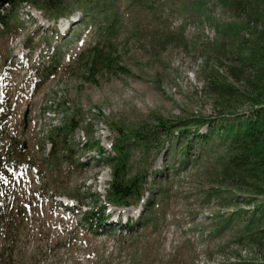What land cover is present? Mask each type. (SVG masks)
<instances>
[{
    "label": "rangeland",
    "instance_id": "1",
    "mask_svg": "<svg viewBox=\"0 0 264 264\" xmlns=\"http://www.w3.org/2000/svg\"><path fill=\"white\" fill-rule=\"evenodd\" d=\"M76 1L65 0L64 12L58 14L42 9L38 0H0V15L9 24L0 21V85L5 94L0 114L11 117L34 160L49 158L55 148L49 137L58 133V141L67 137L58 157L70 151L74 163L83 162L81 169L69 168V160L53 167L48 188H43L45 180L40 185L33 179L12 193L0 187L1 203L8 197L15 211L22 212L14 226H22L20 234L12 226L0 234V251L1 239H19L24 255L20 264L263 262L264 246L239 241L240 228L217 233L221 216L232 208H221L215 196L206 195L212 185L207 176L211 162L195 161L194 156L187 162L173 154L167 159L164 153L154 159V152L147 155L137 148L126 174L140 178L147 173L140 203L106 208L107 233L98 235L83 222L81 212L91 209L94 200L87 197L77 211L79 202L68 193L97 194L102 205L112 178L110 164L88 145L91 137L114 154L111 144L119 127L214 113L203 90V63L204 58L214 61L208 55L215 32L211 22L200 21L196 0H104L106 6L103 0H88L92 8L87 10ZM203 1L212 20L233 19L215 0ZM161 33L170 36L162 38ZM97 42L115 51L114 63L86 78L81 57ZM44 64L53 65L47 75ZM118 65L127 70L118 71ZM165 164L170 171L156 175L154 170H164ZM128 221L136 232L129 231Z\"/></svg>",
    "mask_w": 264,
    "mask_h": 264
},
{
    "label": "trees",
    "instance_id": "2",
    "mask_svg": "<svg viewBox=\"0 0 264 264\" xmlns=\"http://www.w3.org/2000/svg\"><path fill=\"white\" fill-rule=\"evenodd\" d=\"M14 1L9 0V3ZM38 1L42 9L58 14L64 12L65 0ZM215 2L229 11L233 19L228 22L214 21L209 15L207 2L196 0L193 3L200 21L211 22L215 32L211 41L212 54L208 55L213 56L214 61L209 62L211 60L204 58L203 63V90L211 97L214 113L198 112L175 123L158 117L155 124L144 122L129 128L119 127L111 144L114 154H107L99 141L92 140V137L91 141H87L90 147L98 149L100 157L105 158L111 166L112 178L104 194L105 203L98 205L99 199L94 193L82 196L78 192H70L68 196L77 199L80 206L85 204L87 197L94 200L93 207L82 212V219L98 235L108 232L105 231L108 228L105 225L107 218H103L106 208L111 205L124 207L139 204L142 199L147 173L140 178H128L126 174L135 150L140 148L147 155L154 152V159L164 153L167 159L173 154L184 162L190 161L193 156L195 161L207 159L211 162L207 176L212 185L206 195L215 196L219 207L232 208L226 216H221L217 233L223 229L240 228L239 241L248 239L253 246H264V3L262 0ZM101 5L106 6V2L103 0ZM76 6L84 7V10L92 8L88 0H77ZM238 10H241V16ZM0 20L3 26L9 28L5 17L0 16ZM165 36L169 38L170 34L161 33L162 38ZM114 52L98 42L89 46L87 58L81 57L85 61L86 78L110 67L114 63ZM45 66L44 74L47 75L53 65ZM125 70V67L118 65V71ZM3 121L4 118L0 126L4 130ZM85 129L84 132L89 135L91 132L87 127ZM56 134L49 137L55 146L54 150L49 158L38 164L39 167L46 169L49 174L63 161L69 160V168L75 166L81 169L83 162L77 160L78 165L74 163L71 158L73 152L68 151L61 159L58 157L57 152L65 148L67 137L58 141ZM125 134L127 136L123 137ZM0 147L3 148L0 160L4 166L20 168L25 162L30 166L37 165L33 158L24 160L27 153L23 141L15 136L7 138L0 135ZM147 157H144V161ZM170 168V165L165 164L164 170L155 169L154 173L163 174L169 172ZM45 187H49L48 175ZM9 201L7 197L6 203L0 205V234L8 232L11 226L13 232L20 234L22 226H14L22 212L9 206ZM134 228L131 224L128 227L132 233L136 232ZM1 242L0 264H20L24 255L19 239H1ZM255 264H264V261Z\"/></svg>",
    "mask_w": 264,
    "mask_h": 264
},
{
    "label": "bare ground",
    "instance_id": "3",
    "mask_svg": "<svg viewBox=\"0 0 264 264\" xmlns=\"http://www.w3.org/2000/svg\"><path fill=\"white\" fill-rule=\"evenodd\" d=\"M0 100H1V99H0ZM49 113H50V112H49ZM48 115H49V114H48ZM41 118H42V117H41ZM46 119H47V118H46ZM50 119H51V118H50ZM38 121H39V120H38ZM38 121H37V122H38ZM37 122H36V123H37ZM38 123H39V122H38ZM43 123H44V122H43ZM46 123H47V122H46ZM44 124H45V123H44ZM53 127H54V126H53ZM37 128H38V127H37ZM41 128H42V127H41ZM42 132H43V131H42Z\"/></svg>",
    "mask_w": 264,
    "mask_h": 264
},
{
    "label": "water",
    "instance_id": "4",
    "mask_svg": "<svg viewBox=\"0 0 264 264\" xmlns=\"http://www.w3.org/2000/svg\"><path fill=\"white\" fill-rule=\"evenodd\" d=\"M27 114H28V111H27L26 114H25V121H26Z\"/></svg>",
    "mask_w": 264,
    "mask_h": 264
}]
</instances>
